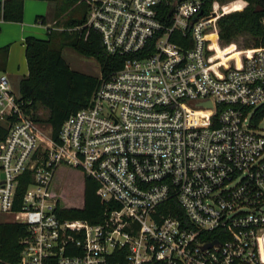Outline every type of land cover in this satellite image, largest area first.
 <instances>
[{
    "label": "built area",
    "instance_id": "1",
    "mask_svg": "<svg viewBox=\"0 0 264 264\" xmlns=\"http://www.w3.org/2000/svg\"><path fill=\"white\" fill-rule=\"evenodd\" d=\"M86 1L85 27L125 59L57 140L0 75V217L28 228L19 264H264V47L221 55L238 48L218 27L247 3ZM61 165L115 204L102 223L58 216Z\"/></svg>",
    "mask_w": 264,
    "mask_h": 264
},
{
    "label": "trees",
    "instance_id": "2",
    "mask_svg": "<svg viewBox=\"0 0 264 264\" xmlns=\"http://www.w3.org/2000/svg\"><path fill=\"white\" fill-rule=\"evenodd\" d=\"M56 3L55 24L47 29V38L41 39L34 36L26 38V60L29 74L19 83L18 96L25 107L34 112L43 108L48 111V117L43 120L35 115L37 120L48 123L52 129V137L57 140L63 123L76 112L87 108L91 104L92 96L96 91L100 77L91 76L71 69L63 57L65 48H72L80 55L95 58L101 67V77L107 78L122 68L124 57L108 55L104 49L100 34L88 27L87 17L89 5H84V12L73 13L60 26L59 20L67 13V10L81 0H51ZM212 1V0H211ZM222 4L231 0H218ZM247 3L243 10L224 15L218 21L220 42L222 47L237 44L242 37H250L252 46L244 49L264 47V0H243ZM25 0H4L0 3V21L22 23L24 19ZM257 11V12H256ZM37 21L45 25L44 17H37ZM62 29V30H61ZM72 30V31H71ZM1 31V28H0ZM4 56L8 53V47L0 51ZM232 57L238 55L232 53ZM237 54V55H234ZM264 118V106L259 108L256 120ZM7 133L5 125L0 124V139ZM60 168L79 172L82 177H75V185L78 187V197L72 196L68 188L64 186L62 191L63 202L74 203L82 201V206L74 204H62L56 196V173ZM31 182L30 172L20 179L18 197L27 190ZM98 183L81 169L59 166L56 168L51 185L50 195L58 203L57 214L63 220H86L91 224H100L106 218V213L115 208L113 202H102L98 196ZM82 188V189H81ZM70 204V203H69ZM20 202H17L15 210H20ZM29 231L26 225L0 221V264H19L23 250L22 240L27 237Z\"/></svg>",
    "mask_w": 264,
    "mask_h": 264
},
{
    "label": "rangeland",
    "instance_id": "3",
    "mask_svg": "<svg viewBox=\"0 0 264 264\" xmlns=\"http://www.w3.org/2000/svg\"><path fill=\"white\" fill-rule=\"evenodd\" d=\"M25 1L27 3L25 4L24 10L26 11V6H27L28 11L30 13L29 20L32 21L33 25H36L39 28V31H37L38 34L43 36L44 38H47V29L52 28L54 25L53 22L55 20L56 3L51 1V0H38V1L25 0ZM232 1H234V0H231L230 2H232ZM86 3H87L86 0H81L80 2L71 6L67 10V13H69V14H67V15L64 14L61 17V19L59 20L60 26L61 25L63 26L65 24L66 20L68 19V17H70L73 13H75V11L77 13L79 12L80 16H82V13L84 12V10L83 11H81V10L84 9V5ZM35 12H38V14L40 16L41 15L44 16V18L46 20L45 25L34 23L35 18H36L34 15ZM24 21H25V18L23 19V22ZM236 43H237L236 45H237L238 49L231 47V48L227 49L225 53H221V55L229 54V53H233V52L238 53V50H242L245 47H247V45L252 46V44H253L250 37L239 38V40L236 41ZM66 56H67L68 60L72 63V65L75 64L76 68H79L80 70H83V71H87L96 77L101 76L100 64L95 59L86 58L85 56L80 55L74 49L66 50ZM15 92L18 93L17 90ZM38 114L41 117V119H46L48 117V111L43 109V108H40ZM261 128L264 129V122L262 123ZM48 130L50 131V129H48ZM75 177L80 179L81 186H82V177H81L79 172L72 171V170L70 171V170H67L65 168H60L58 170V172L56 173L55 180H54V184H56V187H57L56 196H57V198L61 199V202L63 205L64 204H66V205L74 204L77 207H81L83 204L82 201H75L74 203H71L68 200V202H63V198H62L63 197L62 191L64 190V186H66V185L70 186V188H68L69 193L72 196H74L75 198L78 197V187L72 186L73 183L75 185ZM13 220H14V218L9 217V216H7V217L1 216L0 217L1 222H3V221L13 222Z\"/></svg>",
    "mask_w": 264,
    "mask_h": 264
},
{
    "label": "crops",
    "instance_id": "4",
    "mask_svg": "<svg viewBox=\"0 0 264 264\" xmlns=\"http://www.w3.org/2000/svg\"><path fill=\"white\" fill-rule=\"evenodd\" d=\"M3 1L4 0H0V3ZM26 3L27 2L25 1V4ZM24 13H25L24 14L25 21L22 23L0 21V28H1L0 51L8 47V53L5 56L2 53H0V75L5 74L9 77L11 86L14 91L16 90L18 91L20 81L22 80V78L28 76L29 74L26 55H25L26 38L30 36H34L37 38L46 39L38 34L37 31H39V28L36 25H33L32 21L29 20L30 13L28 11L27 6H26V11L24 10ZM34 15L36 17L34 23L41 24V22L37 21L36 19L37 17H44V16L42 15L40 16L38 12H35ZM53 24H55V20ZM68 49H72V48H68V47L65 48L62 54L66 62L71 67V69L84 74L94 76L93 74L87 71H83L80 70L79 68H76L75 64L72 65V63L68 60L66 56V50ZM90 59H95V58H90Z\"/></svg>",
    "mask_w": 264,
    "mask_h": 264
},
{
    "label": "water",
    "instance_id": "5",
    "mask_svg": "<svg viewBox=\"0 0 264 264\" xmlns=\"http://www.w3.org/2000/svg\"><path fill=\"white\" fill-rule=\"evenodd\" d=\"M257 12V11H256ZM4 176L3 175H1V178H3ZM215 244H217V243H215ZM213 244H210V245H207V247H210V246H212Z\"/></svg>",
    "mask_w": 264,
    "mask_h": 264
},
{
    "label": "bare ground",
    "instance_id": "6",
    "mask_svg": "<svg viewBox=\"0 0 264 264\" xmlns=\"http://www.w3.org/2000/svg\"><path fill=\"white\" fill-rule=\"evenodd\" d=\"M234 55H237V54H234Z\"/></svg>",
    "mask_w": 264,
    "mask_h": 264
}]
</instances>
